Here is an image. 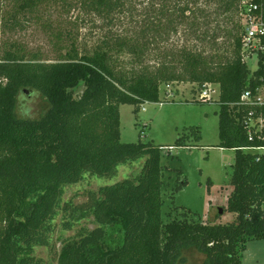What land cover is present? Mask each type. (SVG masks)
Listing matches in <instances>:
<instances>
[{
    "label": "trees",
    "instance_id": "16d2710c",
    "mask_svg": "<svg viewBox=\"0 0 264 264\" xmlns=\"http://www.w3.org/2000/svg\"><path fill=\"white\" fill-rule=\"evenodd\" d=\"M46 1L13 0L7 25H19L18 14H32ZM76 3L109 29L90 51L73 42L47 61L14 43L0 47V264H41L34 247L50 246L60 213L64 229L90 215L97 226L65 239L58 264H179L188 248L206 256L202 264H242L247 242L264 241V155L247 152L264 148V101L258 99L264 66L251 71L242 61L237 0H147L142 20L133 0ZM178 25L186 40L200 45L159 46ZM222 36L225 48L218 44ZM79 83L83 89L75 96ZM172 83L219 87L217 147L235 151L226 206L232 221L183 214L164 223L162 148L120 141V105H132L137 118L139 107L161 103L160 87ZM26 91L47 101L43 115L16 116L18 96ZM189 134L199 139L197 128ZM188 136L172 146H187ZM142 157L138 176L90 191L83 203L63 201L64 187L85 173L111 177ZM185 184L183 178L177 189Z\"/></svg>",
    "mask_w": 264,
    "mask_h": 264
},
{
    "label": "rangeland",
    "instance_id": "374dc122",
    "mask_svg": "<svg viewBox=\"0 0 264 264\" xmlns=\"http://www.w3.org/2000/svg\"><path fill=\"white\" fill-rule=\"evenodd\" d=\"M64 1H46L32 14H18L19 25L12 26L7 25L6 21L13 13V0H0V47H8L14 43L24 48L26 52L36 53L39 58L47 61L55 60L73 42L79 50L90 51L109 29L101 18L82 13L77 7L76 0ZM133 1L136 12L139 13L137 18L142 20L147 0ZM134 23L129 26L130 29L135 26ZM126 24L127 19H124L123 25ZM166 33L159 42L161 47L171 44L200 45L194 39L186 40L187 32H184L181 25L177 26L175 32ZM218 44H224L225 48L226 38L220 37ZM151 52L148 62L153 65L155 53ZM119 62L125 63L126 59L120 58ZM256 67V62H248L251 71L256 70ZM213 86L216 91L210 102L197 101L200 89L195 84L172 83L169 88L160 87L162 102L142 104L137 118L132 105L123 104L119 107L121 142L141 140L152 142L162 148L161 218L164 223L182 218L183 214L192 216L195 221H208L211 220L212 208L211 212L216 221L226 223L233 219V214L226 210V206L227 196L232 188L230 178L235 151L217 147L219 87ZM82 89L83 84L79 83L72 92L79 96ZM258 96L264 101V86L259 89ZM47 107L48 103L40 93L26 91L18 96L15 114L22 118H36L43 115ZM192 127L198 129L199 139L189 134ZM185 135H189L184 138V144L187 146H172L178 137ZM247 152L264 155V148H250ZM145 160L146 157H142L120 165L116 174L111 177L85 173L81 181L64 187L62 199L73 204L83 203L90 191H97L101 186L138 176ZM183 178L186 184L177 189ZM220 209H224L222 214L219 213ZM188 210L196 215H191ZM65 217L63 213L56 216L54 231L50 235V246L34 247V256L41 264H58L57 259L65 239L73 238L82 227L92 229L97 226L90 215L75 220L71 229H64L62 222ZM242 254L244 264H264V241H248ZM205 261L206 256L203 253L188 248L182 251L179 264H202Z\"/></svg>",
    "mask_w": 264,
    "mask_h": 264
},
{
    "label": "built area",
    "instance_id": "2783aa9c",
    "mask_svg": "<svg viewBox=\"0 0 264 264\" xmlns=\"http://www.w3.org/2000/svg\"><path fill=\"white\" fill-rule=\"evenodd\" d=\"M237 19L240 27L239 45L242 61L256 62V69L264 66V0H237ZM215 84L206 83L199 90L197 100L210 102L215 93ZM171 84L165 86L169 88ZM249 98L245 92L242 99ZM260 100V98L258 97Z\"/></svg>",
    "mask_w": 264,
    "mask_h": 264
},
{
    "label": "crops",
    "instance_id": "0c3cea01",
    "mask_svg": "<svg viewBox=\"0 0 264 264\" xmlns=\"http://www.w3.org/2000/svg\"><path fill=\"white\" fill-rule=\"evenodd\" d=\"M159 103H160V102H159ZM142 110H144V108H142ZM212 210H213V208H212ZM212 210H211V211H212ZM211 211H210V213H211V216H210V217H211V219L213 220L215 217L213 216V214H212ZM243 252H245V250H244ZM242 255H243V254H242ZM241 261H242V264H244L242 258H241Z\"/></svg>",
    "mask_w": 264,
    "mask_h": 264
},
{
    "label": "water",
    "instance_id": "95a60500",
    "mask_svg": "<svg viewBox=\"0 0 264 264\" xmlns=\"http://www.w3.org/2000/svg\"><path fill=\"white\" fill-rule=\"evenodd\" d=\"M219 212L221 213L222 212V209H220Z\"/></svg>",
    "mask_w": 264,
    "mask_h": 264
}]
</instances>
